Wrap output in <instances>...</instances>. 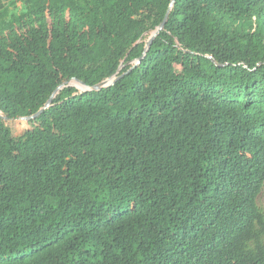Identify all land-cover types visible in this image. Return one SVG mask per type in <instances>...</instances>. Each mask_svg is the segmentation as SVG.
I'll return each mask as SVG.
<instances>
[{
  "label": "trees",
  "instance_id": "16d2710c",
  "mask_svg": "<svg viewBox=\"0 0 264 264\" xmlns=\"http://www.w3.org/2000/svg\"><path fill=\"white\" fill-rule=\"evenodd\" d=\"M263 186L264 0L0 5V264H264Z\"/></svg>",
  "mask_w": 264,
  "mask_h": 264
},
{
  "label": "rangeland",
  "instance_id": "374dc122",
  "mask_svg": "<svg viewBox=\"0 0 264 264\" xmlns=\"http://www.w3.org/2000/svg\"><path fill=\"white\" fill-rule=\"evenodd\" d=\"M9 1H11V0H0V5L7 6L9 4ZM236 28H245V26L239 25ZM258 205L264 212V186H263V189H262L260 195L258 196Z\"/></svg>",
  "mask_w": 264,
  "mask_h": 264
}]
</instances>
